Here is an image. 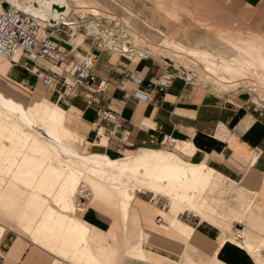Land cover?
<instances>
[{
  "label": "rangeland",
  "instance_id": "374dc122",
  "mask_svg": "<svg viewBox=\"0 0 264 264\" xmlns=\"http://www.w3.org/2000/svg\"><path fill=\"white\" fill-rule=\"evenodd\" d=\"M198 1L187 0L186 13L183 17L179 16L177 6L167 8L163 2H158L159 9L176 19V23L172 24L175 29L172 28L171 33L161 30L165 36L173 39L178 48L184 49L183 51L170 46L165 40L161 42L159 39V41L155 35L153 38L160 43L152 42L139 29L144 25L138 19L139 22L134 19L136 17L143 19V16L122 7L115 9V12H112L114 15L106 12L100 17H94L88 12L84 16L76 14L74 15L77 19L75 22L78 23V26L75 25L76 28L71 27L73 23L69 22L61 26L57 32L65 41L72 43V45L62 46L66 51L79 47L76 42H73L74 36L78 38L79 43H82L83 36L79 35H84L85 39L93 42L95 39H98L95 42H102V35H105V39L121 43L123 53H131L135 49L139 54L143 53V57L158 58L171 69L178 66L182 71H189L195 79H192L190 83L203 85L217 94L241 98L245 105L260 103L261 99H264V47L257 52V55L250 52L247 54L246 49L256 35L264 32V17L261 18L256 11H252L244 18L238 16L226 18L207 2ZM182 19L185 24L181 23ZM99 33L101 36L96 35ZM122 56L128 58L126 54ZM45 66L52 68L49 64ZM174 72L178 73L177 69ZM186 78L189 77L186 76ZM65 90L66 87L62 83L56 88H51L52 94L45 97L41 96L32 100L26 97L21 98L20 103L18 101L15 103L21 105L27 112L36 111L44 127L43 131L47 134L51 129L63 135L61 128L59 131L58 126L45 122L44 108L59 110L64 119H62V129L67 134L74 135L65 128L68 127L65 114L66 102L70 101ZM2 118L0 115V192L4 189L5 180L14 170L20 157L29 152L25 142L32 135L31 128L13 130L10 127V132L4 127ZM36 137L42 140L48 151L37 152L33 156L43 158L61 174L66 173L69 166L73 170L70 172L72 175L71 196L67 199L70 209L63 210L61 205L53 200L49 201L48 197L46 200L53 208V215L48 220L42 217L40 224L33 231L32 238L24 239L19 236L22 234L15 228L16 219L9 224L5 223V231L0 229V242L6 245V247L2 245L0 247V261L5 256L4 252L8 251L16 240L11 254H21L28 244L32 247L34 254L32 264H95L83 253L81 241L83 229L75 230V236L78 238H73L77 241V249H70L68 242L67 245L62 246V242L67 235L69 218L73 219L74 216L73 210L77 206L79 187L81 184L91 186L86 181L100 179L102 189L107 186L120 197L126 188L129 192H134V198L130 207L127 232L129 247L126 248V254L123 250L125 246H121L119 242L105 240V232H102V235L92 234L96 240L100 241L94 248L95 254L100 255L99 258L102 259L101 261L96 257L99 264H259L258 258L264 263V226L243 219L248 200L236 182L228 181L222 173L215 171L208 182H205L204 179L209 176V172L206 171L208 175L203 174V177L201 175L199 182L193 185L190 181L192 178L191 176L188 178V175L187 178L184 175L181 183L179 182L181 177L178 175L181 173L177 167H171L170 172L157 170L153 172V170H147L146 165L134 164L120 169L121 173H118L119 170L116 168L105 165L102 167L101 159L88 158L101 154H98L100 152L95 150V146L86 144L76 135L75 139L69 141L60 140L49 134L46 136L36 134ZM99 144H105L103 135L95 141V145ZM164 147L166 148L161 149L162 151L179 155L176 146ZM102 155L108 154L102 152ZM129 155L134 156L133 153L116 158L108 156L113 160H121ZM209 169L211 170L210 166ZM190 174L194 178L195 174L193 175V172ZM184 180L185 183H182ZM151 184L155 187L154 189L151 188ZM90 188L92 190V187ZM29 189L30 187L25 186L21 181H17L16 188L5 187V196L1 202L9 207L19 204L23 211L26 206L17 198H21L23 191L29 192ZM39 195L46 197L42 191ZM84 202L88 200L84 199L81 203L84 204ZM79 211L82 210L79 209ZM252 211L255 209L252 208ZM79 214L81 215L80 212ZM200 220V226L212 228L213 232L219 236L216 241L211 242L198 235V230L193 226H196L195 221ZM235 229L242 230L244 234L242 241L233 239L232 232ZM152 246L166 249L170 247L183 255L182 260L171 262L152 252L155 251ZM257 249L260 250V257L255 253ZM91 253L94 255L92 250ZM249 253L253 254L254 258H250Z\"/></svg>",
  "mask_w": 264,
  "mask_h": 264
},
{
  "label": "crops",
  "instance_id": "0c3cea01",
  "mask_svg": "<svg viewBox=\"0 0 264 264\" xmlns=\"http://www.w3.org/2000/svg\"><path fill=\"white\" fill-rule=\"evenodd\" d=\"M31 1L19 0L20 3H28V5ZM66 1L72 10L70 24H75L77 19L74 15L76 14L84 16L88 12L94 17H100L106 12L114 15L112 12H115L114 10L118 7H122L143 16V19L137 17L134 19L144 25L139 29L152 42L165 40L170 46L178 48L173 39L163 33V31L171 33L172 28L175 29L172 24L176 23V19L159 9L158 2H163L167 8L177 6L179 16L183 17L186 13L187 0ZM200 1L207 2L214 7L215 11H219L226 18L235 16L244 18L249 16L252 11H256L259 17H264V0ZM4 5L9 7L7 3ZM136 22L135 25L137 26ZM184 22L182 19L181 23ZM71 26L76 28L75 25ZM88 35L93 34L88 33ZM96 35L100 36L101 34ZM153 35L160 40L155 41ZM79 36H83L82 43H79L78 38L74 36L73 42H76L79 47L76 49L74 47L72 50L77 55H84L89 51L97 53L99 58L95 72L99 77L117 82L124 78V73H132L142 81L138 85L129 82L126 86L127 95L115 85L111 86L105 93L101 106L110 108L121 116L119 127L116 128L114 136H110L108 133L110 127L97 119L95 107L86 105L84 93L81 89L76 94L66 92V96L70 99L66 102L65 109L66 124L68 126L65 128L68 132L82 138L86 144L89 143L95 146V150L100 152L98 154L102 155V152H105L114 158L123 154L132 155L133 153L136 155L141 151L162 152L157 154L159 158L156 163L155 160H152L146 164L147 170L160 172L169 171L171 167H177L181 173L178 175V177H181L179 179L180 183L185 175L181 171H187V169L194 168L206 161L216 170L203 169L197 172L194 178L189 173L188 178L189 176L192 178L190 179L191 184L199 182L201 175L202 177L203 174L208 175L206 171L209 172V176L203 178L205 182H208L215 171L222 173L228 181L236 182V185L248 200L243 219L264 226V117L252 114L248 106L242 101L243 99L240 100L241 98L217 94L203 85L188 83L181 76L174 79L171 88L165 94H161L155 89L154 82L162 71L168 67L166 63L163 64L161 60L155 57H143L136 50L133 53H125L128 57L126 59L119 53L97 46L95 40L93 42L90 39H85L86 36L84 35ZM53 38L61 46L72 45L71 42L65 41L57 31L53 34ZM106 42L107 44L114 43L108 40ZM114 45L117 50H121L116 43ZM262 47H264V32L255 36L249 47H247L246 53L250 52L257 55ZM67 49L70 48L67 47ZM45 64H41V67L49 70L50 68H47ZM174 65L177 66L176 63ZM171 70L174 71L175 69ZM137 90H149L153 101L148 102L136 96L135 92ZM50 91L51 88L43 87L39 76L31 69L0 57V95L4 98L20 103L21 98L27 97L28 100H32L41 96L45 97L52 94ZM65 94L62 93V95ZM100 135H103L105 144L95 145V141L99 139ZM166 136H172L178 141L177 143L191 145L194 152L191 154L184 153L175 145L179 155L176 154V157H171L167 152L161 150L166 148L164 147L166 145L163 144ZM137 150L139 151L135 154L134 152ZM185 178H187V175H185ZM86 183H90L93 197L87 206L88 208L81 213V217L88 229L87 237L92 252L97 258L100 257L94 252V248L98 246L100 241L96 240L92 234L102 235V232H105V240L119 242L121 246H125L123 250L126 254L131 203L128 217L125 218L121 211L120 197L111 191L109 187L105 186L102 189L100 179H92L91 182L86 181ZM182 183H185V180ZM151 188L154 189L155 187L151 184ZM252 208L255 211H252ZM200 224L201 220L199 222L195 221L194 225L196 226L192 225L198 230V235L211 242L218 239L219 236L213 232L212 228L200 226ZM15 241L8 251L4 252L5 256L0 264H32L34 254L32 247L28 244L21 254H11ZM0 243V247L1 245L6 247L2 242ZM152 247L155 251H150L171 262H177L178 259L182 260L183 255L170 249V247L168 249L160 246ZM257 251L260 252L259 249ZM249 254L251 255L250 258H254L253 254ZM100 260L102 261V259ZM258 260L260 261L259 264H264L259 258Z\"/></svg>",
  "mask_w": 264,
  "mask_h": 264
},
{
  "label": "bare ground",
  "instance_id": "6f19581e",
  "mask_svg": "<svg viewBox=\"0 0 264 264\" xmlns=\"http://www.w3.org/2000/svg\"><path fill=\"white\" fill-rule=\"evenodd\" d=\"M10 1L14 4L15 7L21 8L23 9V11L30 13L31 9H30V6L29 7L27 6L28 3H20L19 0H10ZM65 2L67 1L66 0H52V1L46 2L44 0V3L47 4L48 8H50L51 6L50 4H54V3L65 4ZM33 12L35 14H38L35 11ZM54 15L57 16V13ZM71 16H72V10H71V15L69 17H64L62 15L58 18L67 24L69 23ZM76 23L77 22H75V24H72V25H76ZM71 27L74 28V26H71ZM114 43H116L119 46V48H121L119 42L115 41ZM133 51H135V49ZM133 51L131 53H133ZM44 110L46 112L45 122L58 126L59 131L61 128V131L63 133V135L58 134L54 130L50 129V131H48L49 136H56L60 140L67 139L68 141L70 139H75V135L67 134V132L62 129L61 127L62 115L59 110L55 108H45ZM0 115L3 117L2 120H3V123H5L4 127L7 128L10 132H11L10 127L13 130H20L21 128H31L32 130V135L29 136L27 138V141L25 142V146L27 147L29 152L24 153L20 157V159L16 163L14 170H12L11 174H9L8 179L5 180L4 189H2V191L0 192V229L5 231V227H6L5 223L9 224L16 219L17 223H16L15 228H17L20 231V234H22V235H19V234L18 235L24 239L25 237L32 238L33 231L40 224L42 217H45L48 220L53 215V208L49 206L48 204L49 202L46 200L48 197H49V201L53 200L55 201V203H58V205H61V208L63 210L70 209V206H68L69 204L67 202V199L70 198L71 196L70 187H71V182H72V175H70V172L71 171L73 172V170L69 166L66 173L61 174L54 168L52 164L48 163L43 158H37L33 156L34 153H37V152L43 153V152L48 151L46 148V145L42 142V140L36 137V134L40 136L48 135L46 132L43 131L44 127L42 126L39 117H37L36 111L31 110L30 112H27L21 105L16 104L13 100L4 98L2 95H0ZM35 128H37V130ZM176 145L181 151L188 153V154L191 153V151L193 150V147L188 144L176 143ZM160 153L162 152L141 151L134 156L129 155L126 158L121 159V160H113L107 155H95V157L90 156L88 158L101 159L102 167L103 165L107 167H113L119 170V172L118 170H116L118 173H121L120 169L133 166L134 164L146 165L150 163L152 160H155V163H156L157 159L159 158L157 154H160ZM167 153L171 157H176V154L174 153H170V152H167ZM209 166L210 165L206 161H204L201 165H198L194 168H189V170L187 169V171H182V174L189 175V173L193 172V175H194L203 169H208ZM214 170L215 169L214 168L212 169L211 167V171H214ZM17 181L19 182L21 181L23 184H25V186L30 187L29 192L25 190V192L23 191L21 198L19 197L17 198V200H21L23 204H25L26 206V208L23 211H22V206L19 204H15L9 207V205H6L1 202L2 198L5 196L4 195L5 187L10 186L11 188H16ZM85 190H86L85 192L86 194L88 192L87 195L85 194L88 202L81 205L79 204V201H78V195L83 194L84 193L83 191ZM40 191L44 192L46 197L40 196L39 195ZM123 191L125 192V195H124V192L123 194H120L121 211H122V214L125 216V218H127L130 203L132 199L134 198V192L132 191L129 192V190H126V188ZM92 197H93V192L90 186H87V184H81V186L78 189V194L76 198V205H77L76 207H78L82 211H79V209L75 207L73 210V215H74L73 219L68 217L70 219V222L67 225V235L62 242V246L67 245V242H68L70 249L72 250L77 249V241L76 239L73 238V237L78 238L77 236H75L76 234L75 230L83 229L82 231L84 232L81 234V241L83 242V247H82L83 253L88 259L93 261L95 264H99L96 256L91 253L88 238L86 235V232L88 229L86 225L84 224V222L82 221L81 215L79 214V212L83 213V211L88 208L87 206L89 202L91 201ZM241 234L244 239L243 232H241ZM233 239L235 241H239V240H236L234 237ZM243 239H241L240 241H242ZM255 253H257V255H260L259 254L260 252L257 250L255 251Z\"/></svg>",
  "mask_w": 264,
  "mask_h": 264
},
{
  "label": "built area",
  "instance_id": "2783aa9c",
  "mask_svg": "<svg viewBox=\"0 0 264 264\" xmlns=\"http://www.w3.org/2000/svg\"><path fill=\"white\" fill-rule=\"evenodd\" d=\"M5 3L9 4L7 0H0V57L31 69L39 76L41 84L45 88H56L63 83L66 87L65 93L76 94L81 89L86 105L95 107L97 119L110 127L108 133L110 136H114L116 128L119 127L121 116L116 111L101 106V101L111 86L115 85L127 95V84L130 82L138 85L142 80L132 73H124V78L117 82L99 77L95 72L99 58L97 53L89 51L84 55L74 54V50L66 51L53 38L55 31L61 26H65V22L60 19L61 23L58 26L50 27L47 22L41 21L11 4L9 7H5ZM114 44H107L105 35H102V42L97 41V46L124 55L125 53L117 50ZM43 63L51 65L52 68L44 69L41 67ZM176 69L178 73L172 71L168 65L156 78L154 86L159 93L165 94L178 76L187 79L189 83L195 80L186 78V76L189 77V71H182L180 67H175ZM135 95L148 102L153 101L149 90H137ZM247 106L252 114L264 117V99H261L260 103H251L250 105L248 103ZM177 142L172 136H166L163 140V144L169 146L176 145ZM83 192L78 195L79 204H83L81 202L87 199L88 192L87 194L86 190ZM241 232V229H235L232 235L236 240H241L243 239Z\"/></svg>",
  "mask_w": 264,
  "mask_h": 264
},
{
  "label": "water",
  "instance_id": "95a60500",
  "mask_svg": "<svg viewBox=\"0 0 264 264\" xmlns=\"http://www.w3.org/2000/svg\"><path fill=\"white\" fill-rule=\"evenodd\" d=\"M45 1L48 2L52 0H45ZM7 2L11 4L13 7H15L10 0H7ZM50 5H51L50 8H48L47 4L44 3V0H32L28 5V7L30 6L31 14L29 12L23 11V9L21 8H17V7L15 8L22 10L27 14L33 15L34 17L40 19L41 21L47 22L50 25V27H56L61 23V20L58 17L62 15L64 17H69L71 15V9L68 6L67 2H65V4L54 3ZM33 11L37 12L38 14H35ZM56 13L57 16L54 15ZM191 75L192 74L189 73V80H192L194 77V75L193 76Z\"/></svg>",
  "mask_w": 264,
  "mask_h": 264
}]
</instances>
